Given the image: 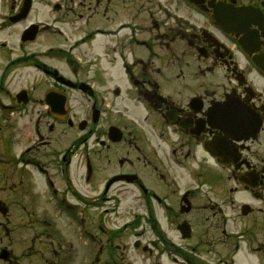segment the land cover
<instances>
[{
    "label": "flooded vegetation",
    "instance_id": "obj_1",
    "mask_svg": "<svg viewBox=\"0 0 264 264\" xmlns=\"http://www.w3.org/2000/svg\"><path fill=\"white\" fill-rule=\"evenodd\" d=\"M6 1L0 264H264V0Z\"/></svg>",
    "mask_w": 264,
    "mask_h": 264
},
{
    "label": "rangeland",
    "instance_id": "obj_2",
    "mask_svg": "<svg viewBox=\"0 0 264 264\" xmlns=\"http://www.w3.org/2000/svg\"><path fill=\"white\" fill-rule=\"evenodd\" d=\"M40 6H41L40 3L36 4V10H37L36 17H40V14H39ZM6 10H7V8H6L5 0H0V20H1L2 17H5ZM175 12L180 13V11H177V10ZM32 17H34V16H32ZM1 26H2V29H0V30L3 31L4 30L3 27H5V26L2 23H1ZM5 36H6L5 35V31L0 32V42L4 41L5 38H7ZM19 71H20V69H19V67H17L15 69H13L12 71H10L9 73L7 72L8 74L6 73V76L2 78L1 84L5 85V90H3V88H2L3 96L6 97L11 92H13V91L17 90L19 87H21V80H20V78L18 76V73H17ZM6 89H7V91H6ZM8 90L10 92H8ZM4 136H5V129H4V123H2L0 125V179H5V174L6 173L13 172L14 174L9 179H13V180L17 181L18 179L21 178L18 175H16V173H18L20 170H22L20 168L21 165L19 163H15V162H12V163L8 164V163L3 161L6 158V151L4 150ZM11 150H12V153L15 156H17L19 151H20V147L19 146H13V147H11ZM26 174L27 175H25V177H24V179H26V180H28V179L29 180L30 179H36V178L39 177L38 175L35 177L33 172H26ZM61 175L63 177L66 176V171L65 172H61ZM5 191H7L9 193V195H10V204H12L11 205L12 208L18 209V207H16V206L14 207L15 204L20 205V204L26 203V204L29 205V202H28L27 198H24L23 195L21 194V185L20 184H17L15 187L8 186L4 190L0 187V198L2 197L1 193L5 192ZM35 203H37L38 207H40V208L44 204L43 201L40 198H37ZM34 207L36 208L35 205H34ZM6 217H7L6 215L0 216V220H2L4 222V224H7V222L5 221ZM49 221L50 222L55 221L56 225H57V228L59 229V232H61V235L64 238H68L67 232L55 220V217L53 216V214L51 212L49 213ZM3 233L4 232H2V234ZM79 253L80 252L78 251L77 254H79ZM242 257H243V254H242ZM243 260H244V258L241 259L242 262H243ZM44 264H48V263H44ZM49 264H53V263H49ZM60 264H63V263L60 262ZM68 264H85V261L82 258H80V256H79V257L76 258L75 262L68 263Z\"/></svg>",
    "mask_w": 264,
    "mask_h": 264
}]
</instances>
